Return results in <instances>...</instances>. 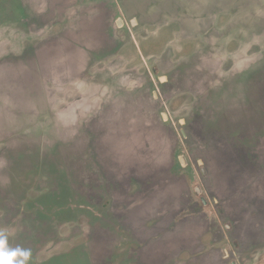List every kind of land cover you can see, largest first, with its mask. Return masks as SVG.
<instances>
[{"label": "rangeland", "instance_id": "1", "mask_svg": "<svg viewBox=\"0 0 264 264\" xmlns=\"http://www.w3.org/2000/svg\"><path fill=\"white\" fill-rule=\"evenodd\" d=\"M0 234L13 264H264V0H0Z\"/></svg>", "mask_w": 264, "mask_h": 264}, {"label": "clouds", "instance_id": "2", "mask_svg": "<svg viewBox=\"0 0 264 264\" xmlns=\"http://www.w3.org/2000/svg\"><path fill=\"white\" fill-rule=\"evenodd\" d=\"M5 244L6 237L3 234H0V264H13L12 257L17 255L24 257L25 260L31 255L30 251L26 250L4 251ZM19 264H23V261H20Z\"/></svg>", "mask_w": 264, "mask_h": 264}, {"label": "water", "instance_id": "3", "mask_svg": "<svg viewBox=\"0 0 264 264\" xmlns=\"http://www.w3.org/2000/svg\"><path fill=\"white\" fill-rule=\"evenodd\" d=\"M162 79H165V77H162ZM183 133L185 134L184 129H183ZM201 162H202V161H201ZM202 171H203V173H206V170H205L204 167H203ZM197 191L200 193V192L202 191V189H200V188L198 187V188H197Z\"/></svg>", "mask_w": 264, "mask_h": 264}, {"label": "flooded vegetation", "instance_id": "4", "mask_svg": "<svg viewBox=\"0 0 264 264\" xmlns=\"http://www.w3.org/2000/svg\"><path fill=\"white\" fill-rule=\"evenodd\" d=\"M205 170H206V168H205ZM206 173H207V171H206ZM197 188H198V187H197ZM197 188H196V190H197ZM200 193H202V191H201ZM202 194H203V193H202ZM202 201H204V203L207 204V199H206V197H204V200H202Z\"/></svg>", "mask_w": 264, "mask_h": 264}]
</instances>
